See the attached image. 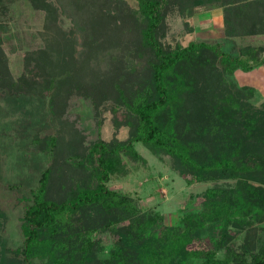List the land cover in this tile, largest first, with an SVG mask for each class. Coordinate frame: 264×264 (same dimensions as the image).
Instances as JSON below:
<instances>
[{"label":"trees","instance_id":"obj_1","mask_svg":"<svg viewBox=\"0 0 264 264\" xmlns=\"http://www.w3.org/2000/svg\"><path fill=\"white\" fill-rule=\"evenodd\" d=\"M31 2L45 11L56 36L34 51V65L18 79L3 64L0 44V87L49 96L63 132L34 136L52 162L26 207L22 245L5 248L0 264H264V228H254L264 221V101L252 103L253 88L230 79L237 70L250 71L262 47L236 43L235 54L220 42L167 40L169 15L191 17L213 3L222 7L229 38L264 34V0ZM64 15L72 22L69 32L60 25ZM185 27L194 31L188 21ZM72 94L97 112L108 101L114 111L124 107L128 139L99 140L87 150L81 132L63 119ZM136 142L170 156L181 175L236 182L209 188L199 211L167 225L160 212H138L127 195L105 184L122 166L121 153L137 154ZM87 160L92 173L64 186L67 173L86 169ZM106 228L118 240L99 258L91 237ZM244 230L236 250L232 239ZM205 239L211 248L193 247ZM221 249L225 259L217 258Z\"/></svg>","mask_w":264,"mask_h":264},{"label":"rangeland","instance_id":"obj_2","mask_svg":"<svg viewBox=\"0 0 264 264\" xmlns=\"http://www.w3.org/2000/svg\"><path fill=\"white\" fill-rule=\"evenodd\" d=\"M45 14L31 0H0V44L4 51L1 60L15 79L28 73L26 68L34 65V51L45 48L56 36ZM60 18L61 28L69 32L72 28L70 18L66 15ZM167 21V40L173 43L177 40L183 44L191 40L220 42L235 54L237 51L233 49L236 43L246 42L262 47L259 60L250 62L252 69L237 70L230 79L238 87L253 88L252 103L260 105L264 101V64L260 61L264 58V34L242 39L229 38L224 31L223 10L219 3L200 7L195 15L187 18L173 13ZM185 21L194 26L193 32H186ZM81 47L80 44L77 46L78 49ZM98 61L97 57L93 59L94 64H98ZM49 101V96L11 92L0 87V254H4L5 248L12 250L22 245L24 236L21 224L26 207L32 202V191L41 172L52 162V154L40 148V142H36L34 136L44 138L63 132L60 119L56 120L50 110ZM113 108V102L108 101L97 112L88 99L72 94L63 119L74 123L81 132L84 146L91 150L93 143L99 140L111 142L114 139H128L130 125L125 122V108L116 111ZM63 134L66 137L67 133ZM59 137L65 140V137ZM134 148L137 154L121 153L122 166L116 167L105 184L112 191L127 195L138 212H160L167 225H177L187 212L199 211L209 188L236 182L234 179L196 181L191 175H181L170 156L161 158L141 142H136ZM90 163L86 169H75L72 173H67L68 167L61 165L58 171L67 173L64 186L69 178L84 180L92 173ZM92 181L96 183L95 179ZM63 191L65 189L61 190V194ZM255 226L258 230L264 228V221ZM245 233L246 230L232 239L231 244L236 250H239ZM91 238L99 258L106 257L118 240L111 228L100 229ZM193 247L211 248V244L205 239L194 242ZM217 256L225 259V249L218 250Z\"/></svg>","mask_w":264,"mask_h":264}]
</instances>
